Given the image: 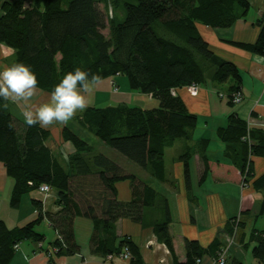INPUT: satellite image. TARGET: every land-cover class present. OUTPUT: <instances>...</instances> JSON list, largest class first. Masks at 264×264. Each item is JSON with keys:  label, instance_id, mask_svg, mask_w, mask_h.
<instances>
[{"label": "trees", "instance_id": "1", "mask_svg": "<svg viewBox=\"0 0 264 264\" xmlns=\"http://www.w3.org/2000/svg\"><path fill=\"white\" fill-rule=\"evenodd\" d=\"M120 1L121 20L115 14ZM249 7V0H3L0 44L12 50V61L6 58L8 66H31L42 91L51 93L66 73L79 67L90 76L97 74L100 81L111 80L114 91L118 90L117 76H125L130 89L156 99L158 104L151 108L126 102L91 105L78 115L77 122L160 181L166 180L165 150L181 142L178 159L183 163L185 188L190 197L189 159L194 153L202 158V183L209 170L206 151L210 140L200 138L192 142L198 116L188 110L173 90L193 83L200 88L208 81H230L225 95L227 103L234 105L235 93L242 99V77L237 66L211 49L197 24L228 28L245 17ZM258 24L260 30L254 42H230L264 56V18ZM104 28L108 34L102 31ZM219 95L223 97L222 93ZM11 107V102L0 99V162L13 179L9 205L18 208L24 194L45 183L56 190L58 209L43 211L40 201L32 199L38 210L32 220L8 227L0 218V264H8L15 245L21 241L44 239L36 228L44 218L60 236L52 242L59 246L56 254L71 255L79 249L73 231L76 216L93 222L94 251L105 256L119 253L127 246L131 264H143L133 240L123 236L115 245L109 235L102 236L121 217L152 225L155 235L172 255L171 264H195L203 253L216 259L226 245L218 236L205 248L197 240L186 238V261L180 263L168 229L170 212L164 194L133 173L125 172L112 158L93 154L92 145L67 125L61 128V139L70 141L74 151H53L47 143L50 129L39 124L28 127L23 118L13 116ZM216 135L224 143L223 156L229 160V164H218L228 168L222 172L229 174L231 167L237 168L240 181L260 192L264 203V171L257 176L252 173V158L264 157V129L232 111L226 124L217 127ZM124 179L132 183L128 201L117 198L115 183ZM159 206L162 216L151 220L146 211ZM237 218L228 219L231 226L226 231L234 241L241 225ZM250 244L253 257L264 264L263 229H251L244 245Z\"/></svg>", "mask_w": 264, "mask_h": 264}, {"label": "crops", "instance_id": "2", "mask_svg": "<svg viewBox=\"0 0 264 264\" xmlns=\"http://www.w3.org/2000/svg\"><path fill=\"white\" fill-rule=\"evenodd\" d=\"M249 3L250 7L247 15L237 19L228 28H211L197 24L200 34L209 43L211 49L219 57L232 61L237 66L242 77L239 90L242 93V99L239 102H234L232 106L227 103L226 99L220 105L222 114H216L215 109L212 107V95L207 88L200 85L197 96H191L186 87L173 90V93L181 96L190 112L197 114L198 118L201 115L206 118L203 128L198 127L197 120L192 138V142L200 138H209L210 140L206 151L209 170L203 182L200 183L199 178L204 169V162L199 153H194L188 162L191 184L189 197L185 188L183 163L178 159L181 142L175 143L173 147H178L175 149V153H169V160H166V155L173 147L165 150V181L158 180L144 168L142 175L125 171L133 173L137 179L149 184L165 195L170 212L168 229L172 238L174 253L180 263L186 261V238L197 240L203 248L207 247L215 236L225 241V237L228 235L226 231L231 226V223L228 225V219L234 216L241 219V225L228 252L235 245H237L235 249H238V246L247 248L244 243L247 241L252 228L264 230V223L260 224L261 227L257 226L259 218L264 217L262 194L255 191L251 185H242L238 175L239 170L234 166L229 167V174L222 172L228 169L227 167L218 166V164H229V160L222 154L224 143L218 139L216 129L226 124V117L230 112L235 111L241 118L252 123L253 126L264 129V56L248 52L230 42V40L254 42L258 37L260 30L258 20L264 18V0H249ZM3 48H6L8 53L12 52L9 47L0 44V51ZM6 58L7 56H0V70L8 66ZM42 92L44 93L43 99L46 100L50 93ZM11 110L15 118H23L20 109L15 104H13ZM59 127V124H57L55 130L57 142L49 143L47 141L49 147L53 151L59 149V151L72 152V145L65 147L67 141L61 139V127ZM198 128L202 130L200 133H197ZM252 159V173L254 172V175L257 176L264 171V157H253ZM210 176L214 178L219 186V191L211 192V196L210 194L205 196L202 194L203 191H205V194L210 192L206 191L203 185ZM118 182L116 184L117 198L121 201L130 200L132 187L130 179ZM119 184L124 187L123 196L120 195ZM12 186L13 179L6 174L4 164L0 162V218L8 227L22 225L38 215V210L32 204V199L40 201L43 211H56L58 209L55 204L57 192L53 188H50L47 193L40 189L32 190L21 197L18 208H12L9 205ZM226 195H228L227 198ZM146 213L151 220L160 218L162 207L148 209ZM211 213L216 219L211 216ZM43 221H47L52 233L40 231L44 235L42 241L37 242L27 239L16 244L14 255L8 264H106L103 262V254L93 250L91 243L93 222L89 218L76 216L73 220L74 238L79 249L71 255L56 254L59 246L52 244V242L60 236L50 226L46 218ZM78 225L81 226L84 232L83 238L86 242L83 244L78 241L76 234ZM38 227H36L37 230ZM108 235L110 239H113L115 245H118L123 236L133 240L141 252L143 264L172 263V255L167 246L157 238L152 225L133 221L129 217H121L115 222L113 229H110L106 235L102 234V236ZM46 238L47 243L44 242ZM235 252L232 257L227 256V262L233 264L238 261L244 264L245 251L236 250ZM198 258H200V264H213L212 256L209 253H203ZM254 260L252 259L250 263L261 264L255 258ZM110 264L131 263L126 259L113 258Z\"/></svg>", "mask_w": 264, "mask_h": 264}, {"label": "clouds", "instance_id": "3", "mask_svg": "<svg viewBox=\"0 0 264 264\" xmlns=\"http://www.w3.org/2000/svg\"><path fill=\"white\" fill-rule=\"evenodd\" d=\"M99 81L97 74L90 76L77 67L64 75L45 100L31 66L13 63L0 70V99L15 104L28 127L39 124L41 128L48 129L57 124L67 125L78 113L85 111L88 107L85 94L91 93ZM70 145L68 141L65 147Z\"/></svg>", "mask_w": 264, "mask_h": 264}, {"label": "rangeland", "instance_id": "4", "mask_svg": "<svg viewBox=\"0 0 264 264\" xmlns=\"http://www.w3.org/2000/svg\"><path fill=\"white\" fill-rule=\"evenodd\" d=\"M128 1H133V0H128ZM120 6H121V1H120V4L118 5V8H116V10H115L116 17L119 20H121L123 18V15H122L123 10H122V7H120ZM102 31L105 34H108L107 28L102 29ZM9 53H8V50L6 48H3V50L1 49V51H0V56H2V55L5 57L7 56L8 61L11 62L12 61L11 60V53L12 52L10 54ZM117 78H118L117 81L119 83V84L117 83L119 86V90L114 91L112 89L111 80L108 79V80L99 81L94 86L93 91L91 93L85 94L87 96V99H88V106L94 105V106L101 107V106H106V105H115L119 102H126L127 104H129L131 106H140V107H144V108H151V107H154L158 104L156 99L151 98L147 94H142V93H139L138 91L130 89L128 86L127 78L125 76H118ZM229 84H230V81H226L224 83H216V82L208 81L207 84L202 85V87L207 88L209 93L212 95L211 96L212 97V100H211L212 101V107H213V109H215L214 112L216 114H222V112H220V109H221L220 105H221V103L225 102V100H226V97L224 96L221 98L219 96V93L226 95L227 87ZM191 96H194V95H191ZM224 105H226V104H224ZM12 106H13V104H12ZM81 113H78L74 119L70 120L68 122L67 126H69L74 132H76L79 136H81L89 144L92 145L93 154L102 153L105 156L112 158L118 164H120L125 171H130V172H133L134 174H137V175H142V173H144L143 168L140 165L131 161L130 159H128L126 156L122 155L120 152H118L114 148L108 146L106 143H104L101 139H99L93 133L84 129L77 122V117ZM205 120H206L205 116H202V115L199 116L198 127L203 128V124H204ZM59 126L62 128L63 125H59ZM55 130H56V125L50 128L51 135H50V139L48 140L49 143L57 142ZM201 131L202 130L198 128L197 133H200ZM177 147L178 146L173 147L170 150V152L167 153L166 160H169V157H168L169 153H175V149ZM117 183H119V182H116L115 185ZM203 188L206 191L210 192L208 194H205V191H203L202 194L205 196L209 195V194L211 196L212 195L211 192H215L216 190L219 191V186L216 184L214 178H212L211 176L208 177L205 184L203 185ZM119 191H120V195L123 196L124 195V187L122 186V184H119ZM210 196H208V197H210ZM225 197L227 198L228 195H226ZM211 216L216 219V217L213 215V213H211ZM262 223H264V217L259 218V220L257 222V226L261 227L260 224H262ZM38 226H39L38 227L39 231L52 233V229L49 228L47 221H42ZM77 228L78 229L76 231V234L78 236V241L80 243L82 242V244H83L84 242H86L83 238L84 232L81 229L80 225H78ZM44 242L47 243V238H46V240H44ZM236 243H237V241H236ZM236 246L237 245L233 246L232 250L230 252H228L227 256L229 258H230V256L231 257L233 256V253L234 254L236 253L235 252L236 250H243V251H245V259H243L244 264H251L250 262L252 259H253V261H255L254 257L252 256V253H251L252 245L248 246L247 248H241L238 246V249H235Z\"/></svg>", "mask_w": 264, "mask_h": 264}, {"label": "built area", "instance_id": "5", "mask_svg": "<svg viewBox=\"0 0 264 264\" xmlns=\"http://www.w3.org/2000/svg\"><path fill=\"white\" fill-rule=\"evenodd\" d=\"M198 88L199 87L195 83L187 86V90H188L189 94L194 95V96L197 94ZM233 96H234L233 99L235 102H239L241 100V95L239 93H235V94H233ZM246 184H247L246 182L242 183V185H246ZM50 188L51 187H49V185L45 184V183H42L39 186V189L41 191H44L45 193L49 192ZM225 242H226V245L221 247V249L217 253V258L212 259L213 264H225L227 262V252H228V249L231 247V245L234 242V237L227 235L225 237ZM16 246L17 245H15V247ZM113 258H122V259L129 260L131 258V253H130L128 247L124 246L119 253H115V254L114 253H108L105 256H103V262L106 264H110V262ZM195 264H200V258H196Z\"/></svg>", "mask_w": 264, "mask_h": 264}]
</instances>
